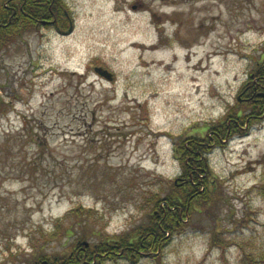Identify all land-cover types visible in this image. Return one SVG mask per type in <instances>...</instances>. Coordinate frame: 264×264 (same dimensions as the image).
Masks as SVG:
<instances>
[{"label": "rangeland", "instance_id": "1", "mask_svg": "<svg viewBox=\"0 0 264 264\" xmlns=\"http://www.w3.org/2000/svg\"><path fill=\"white\" fill-rule=\"evenodd\" d=\"M63 2L62 32L0 42V264L133 234L181 174L175 144L237 113L209 146V202L161 252L99 264L264 260V119L242 93L264 61V0Z\"/></svg>", "mask_w": 264, "mask_h": 264}, {"label": "trees", "instance_id": "2", "mask_svg": "<svg viewBox=\"0 0 264 264\" xmlns=\"http://www.w3.org/2000/svg\"><path fill=\"white\" fill-rule=\"evenodd\" d=\"M66 11L63 0H4L0 7V42L9 39L20 29L38 30L52 24L63 28L67 23ZM68 20L70 24L71 21L69 18ZM242 93L248 94L244 103H249L250 107L254 104L258 106V113L261 115L259 118L264 119V61L255 71L250 72ZM241 117L242 113L231 114V124L226 126L220 136L213 135L208 139L190 137L175 144L174 153L181 163V174L170 185L167 194L155 203L147 224L138 226L127 237L123 235L102 240L91 249L79 247L78 251L61 259L41 254L37 264H99L104 254H123L128 258H136L143 253L152 255L161 252L170 241L175 228L182 224V219L189 218L192 206L209 202L207 197L213 190L212 180H209L211 170L206 158L210 143L212 139L217 141L237 131V121ZM249 117H252L251 113L244 118ZM263 263V259L253 262Z\"/></svg>", "mask_w": 264, "mask_h": 264}, {"label": "water", "instance_id": "3", "mask_svg": "<svg viewBox=\"0 0 264 264\" xmlns=\"http://www.w3.org/2000/svg\"><path fill=\"white\" fill-rule=\"evenodd\" d=\"M72 29V26L70 25L68 28V31ZM94 72L100 76L101 78L111 81L113 79V74L109 72L108 70L104 69L102 66L94 67ZM86 245V244H85Z\"/></svg>", "mask_w": 264, "mask_h": 264}, {"label": "flooded vegetation", "instance_id": "4", "mask_svg": "<svg viewBox=\"0 0 264 264\" xmlns=\"http://www.w3.org/2000/svg\"><path fill=\"white\" fill-rule=\"evenodd\" d=\"M50 27L54 28L58 32H62V30H61V28L59 26H55V25L52 24Z\"/></svg>", "mask_w": 264, "mask_h": 264}]
</instances>
